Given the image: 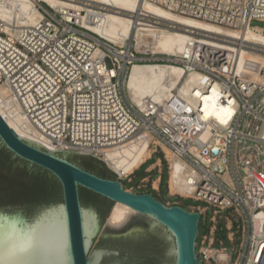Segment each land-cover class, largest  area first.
<instances>
[{"label": "built area", "instance_id": "obj_1", "mask_svg": "<svg viewBox=\"0 0 264 264\" xmlns=\"http://www.w3.org/2000/svg\"><path fill=\"white\" fill-rule=\"evenodd\" d=\"M151 1L181 15L238 30L254 27L255 20L264 21V0ZM36 5L44 14L39 27L32 26L20 37L0 29V85L10 87L42 140L57 151L104 159L109 149L151 133L158 142L151 143L154 153L164 144L192 172L187 180L191 193L173 192L170 161L165 156L169 196L205 201L218 208L215 212L234 208L243 220L236 259L227 247L215 246L218 227L213 216L209 233L200 242L197 239L199 261L264 264V229L258 231L255 223L256 214L264 213V82L251 77L264 79V64L248 61L239 66L241 49L264 55V46L197 33L214 43L197 41L180 57H159L150 51H138L135 46L124 54L127 44L119 46L103 38L81 24L78 14L67 19L41 0ZM137 16L148 25L166 26L152 14L140 11ZM88 22L95 24L96 19ZM98 49L104 54L97 55ZM135 63H169L204 74L205 86L217 84L233 113L220 121L205 116L202 109L186 110L181 104L163 112L153 102L140 108L131 100L126 86ZM43 147L49 150V146ZM248 176L257 188L254 205ZM128 178L130 175L119 179ZM158 179L159 188L152 185L156 191L160 190L161 176ZM206 209L191 206L187 210L199 212L203 219ZM228 230L230 240H234L230 220Z\"/></svg>", "mask_w": 264, "mask_h": 264}, {"label": "water", "instance_id": "obj_2", "mask_svg": "<svg viewBox=\"0 0 264 264\" xmlns=\"http://www.w3.org/2000/svg\"><path fill=\"white\" fill-rule=\"evenodd\" d=\"M0 142L12 154L10 167L3 168L0 175V264H120L118 247L125 248L123 235L131 231L135 232L133 242L157 247L155 257L141 264H200L196 252L199 212L168 206L151 193L129 191L112 169V177L104 178L66 156L39 147L23 139L1 114ZM24 168L32 174L55 177L62 197L40 202L10 201L4 189L11 183L5 175ZM81 189L111 201L108 210L101 215L100 208L106 201L87 192L83 204ZM115 202L107 226L91 251ZM138 218L145 222L139 223ZM156 225L166 230L170 244L165 243L162 233L150 229ZM14 237H19V247Z\"/></svg>", "mask_w": 264, "mask_h": 264}, {"label": "bare ground", "instance_id": "obj_3", "mask_svg": "<svg viewBox=\"0 0 264 264\" xmlns=\"http://www.w3.org/2000/svg\"><path fill=\"white\" fill-rule=\"evenodd\" d=\"M37 1L0 0V29L20 37L25 35L32 26L39 27L44 19V14L38 9ZM41 1L62 13L67 19H72L74 14H78L77 17L81 24L103 38L119 46L127 44L128 51H125L124 54H128L135 46L138 51L142 52L150 51L154 54L180 57L191 44H195L197 41L214 43L210 39L196 36L197 33L207 36L240 38L264 46V27L258 26L259 24L244 30L233 29L181 15L151 0ZM100 8L106 11H102ZM83 11H86V14H83ZM140 11L150 16L154 15L157 20L165 21L166 26L148 25L137 18ZM90 18L96 19V23H89ZM240 53V67H243L248 61L264 64V55L259 52L241 49ZM98 54L104 53L98 49ZM251 77L257 82H264V79L258 75H251ZM205 81L204 74L196 71L187 72L179 65L135 63L130 70L126 86L131 100L142 109L146 108L147 102H153L154 107L159 108L161 112L164 109L168 110L170 106L181 104L183 109H202L205 116L224 121L227 115L233 113L228 99L218 90L217 84L206 87ZM0 114L23 139L39 147L44 148L43 146L47 145L49 146L48 151L58 155L89 156L73 151H57L53 144L48 141L45 143L38 129L22 113L20 102L6 84L0 85ZM153 142L158 144L153 135L147 132L133 141L109 149L102 160L117 173L118 178L129 176L153 155L155 150L151 147ZM162 148L170 161L172 191H179L184 195L191 193L192 188L187 185L191 170L166 145L162 144ZM157 180L160 182V179ZM247 181L252 197L251 205H254V201H257V188L249 176ZM116 203L108 215V221ZM263 218V212L255 216L258 231L264 229Z\"/></svg>", "mask_w": 264, "mask_h": 264}, {"label": "rangeland", "instance_id": "obj_4", "mask_svg": "<svg viewBox=\"0 0 264 264\" xmlns=\"http://www.w3.org/2000/svg\"><path fill=\"white\" fill-rule=\"evenodd\" d=\"M257 22V23H256ZM262 24H261V23ZM259 24V25H258ZM253 25H258L261 27H264V21H258L255 20L253 22ZM159 57L166 56L164 54H158ZM155 149V148H154ZM158 152L153 153V156L150 160H148L144 165H140L141 167L135 169L132 173H130V178L125 179L122 181L123 187L128 189L129 191H133L135 193H151L159 200L163 201L165 204L173 205L178 203L180 206H182L185 209H190L191 206L194 207H201V208H207L206 212L203 213V219H201L199 223V234H198V241L200 242L201 239L205 234H208L211 227L214 225V222L212 220L213 216L217 217V227L218 232L216 236V247H221L222 245L227 247L231 253H233V258L236 259L239 253L240 244L242 242L243 232H242V226H243V220L242 218L237 215L234 208H227L225 210H219L218 212H215L218 208L210 205L209 203L202 201V200H194L191 198H182L177 196H169L168 193V180H169V170H168V157L166 152H164L161 145H158L156 148ZM165 155L167 159L165 158ZM63 156H66L67 158L76 161L78 163H87L96 169L103 170L108 172L110 175V167L107 163L101 164L98 161H96L94 156H80L78 154H63ZM100 159V158H98ZM158 159L162 160V164L159 167H156L152 171H147L149 165H151L153 162H156ZM102 160V159H100ZM161 176V183H160V190L156 191L153 189L152 185L154 183L155 188L159 187V183L157 182V179ZM118 177V175H117ZM147 178L149 181H143V179ZM131 179V180H129ZM114 205V203H113ZM112 205V207H113ZM111 207V209H112ZM110 209V211H111ZM109 211V213H110ZM108 213V215H109ZM108 215L105 218L102 226L100 227V230L96 237L93 240L91 251L96 248L106 226L108 223ZM230 220L232 224V231L235 233V239L230 240L229 238V230H228V221ZM198 251V248H197ZM201 264H205L204 261H200Z\"/></svg>", "mask_w": 264, "mask_h": 264}, {"label": "trees", "instance_id": "obj_5", "mask_svg": "<svg viewBox=\"0 0 264 264\" xmlns=\"http://www.w3.org/2000/svg\"><path fill=\"white\" fill-rule=\"evenodd\" d=\"M11 155V152L6 148H2L0 150V175L2 174L3 168L10 167ZM79 164L100 176L112 177L108 172L96 169L95 167L87 163ZM11 171L13 172V174H3L11 183L9 187H6L4 189L5 195L9 198L10 201L26 199L32 202H40L54 200L56 198L62 197L61 185L55 177H53L52 179L41 173L32 174L28 171L27 168H24L23 170H17L15 172L13 170ZM85 192H87L89 196H99L91 191L82 189L81 194L83 199H85ZM109 247L115 248L111 247V245ZM118 250L123 251V248L118 247Z\"/></svg>", "mask_w": 264, "mask_h": 264}, {"label": "flooded vegetation", "instance_id": "obj_6", "mask_svg": "<svg viewBox=\"0 0 264 264\" xmlns=\"http://www.w3.org/2000/svg\"><path fill=\"white\" fill-rule=\"evenodd\" d=\"M0 146L5 147L4 145L1 144L0 142ZM0 148V149H1ZM6 148V147H5ZM71 160V159H70ZM73 161V160H71ZM75 162V161H74ZM103 177V176H102ZM104 178H111V177H104ZM82 192V189H81ZM101 197V196H99ZM104 201H106V205L101 206V215L103 214V211H107L108 207L111 204V201H109L108 199L101 197ZM81 200L82 203L84 204V200L82 198V194H81ZM137 221L139 223H144L145 221L142 218H138ZM153 231H157L158 234L162 233L164 235V238L166 239L167 242L165 243H169L170 244V238L166 233V230L160 226V225H156L153 228H150ZM135 232H128L126 234L123 235V240H124V244H125V248H123V251H120V255L118 258V260L120 261V264H141L144 261L154 258L155 257V252H156V245H149L146 246L144 245L142 242H140L139 240L136 242L132 240L133 236ZM170 259L172 260L171 255H169Z\"/></svg>", "mask_w": 264, "mask_h": 264}, {"label": "crops", "instance_id": "obj_7", "mask_svg": "<svg viewBox=\"0 0 264 264\" xmlns=\"http://www.w3.org/2000/svg\"><path fill=\"white\" fill-rule=\"evenodd\" d=\"M153 156V155H152ZM152 156L150 157V158H148L147 159V161L148 160H150L151 158H152ZM146 161V162H147ZM159 161H161L160 163H159ZM145 162V163H146ZM145 163H143L142 165H144ZM161 164H162V160L161 159H158L156 162H153L151 165H149V167H148V169H147V171H152L153 169H155L156 167H159V166H161ZM141 165V166H142ZM140 166V167H141ZM143 181H149L147 178H145V179H143ZM157 182L159 183V180H157ZM154 184V183H153ZM153 187V186H152ZM155 187V186H154Z\"/></svg>", "mask_w": 264, "mask_h": 264}, {"label": "snow or ice", "instance_id": "obj_8", "mask_svg": "<svg viewBox=\"0 0 264 264\" xmlns=\"http://www.w3.org/2000/svg\"><path fill=\"white\" fill-rule=\"evenodd\" d=\"M14 239H16V241H17V247H19V237H14Z\"/></svg>", "mask_w": 264, "mask_h": 264}]
</instances>
